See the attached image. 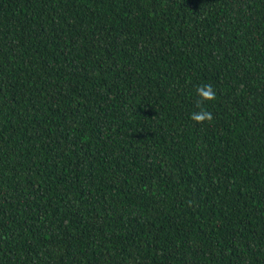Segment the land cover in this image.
Returning a JSON list of instances; mask_svg holds the SVG:
<instances>
[{"label": "trees", "instance_id": "16d2710c", "mask_svg": "<svg viewBox=\"0 0 264 264\" xmlns=\"http://www.w3.org/2000/svg\"><path fill=\"white\" fill-rule=\"evenodd\" d=\"M0 264H264V0H0Z\"/></svg>", "mask_w": 264, "mask_h": 264}, {"label": "clouds", "instance_id": "9594fccd", "mask_svg": "<svg viewBox=\"0 0 264 264\" xmlns=\"http://www.w3.org/2000/svg\"><path fill=\"white\" fill-rule=\"evenodd\" d=\"M197 95L200 97V101H198V105L203 101H211L215 99V90L210 84H205L197 87ZM191 119H193L196 123H201L206 120L211 119V114L205 111L203 108L197 113L191 115Z\"/></svg>", "mask_w": 264, "mask_h": 264}]
</instances>
